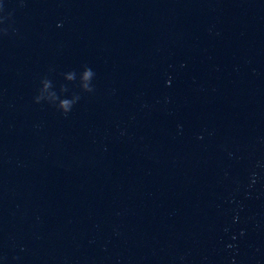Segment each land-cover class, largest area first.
Returning <instances> with one entry per match:
<instances>
[{
    "label": "water",
    "instance_id": "1",
    "mask_svg": "<svg viewBox=\"0 0 264 264\" xmlns=\"http://www.w3.org/2000/svg\"><path fill=\"white\" fill-rule=\"evenodd\" d=\"M3 3L4 264H264V0Z\"/></svg>",
    "mask_w": 264,
    "mask_h": 264
},
{
    "label": "clouds",
    "instance_id": "2",
    "mask_svg": "<svg viewBox=\"0 0 264 264\" xmlns=\"http://www.w3.org/2000/svg\"><path fill=\"white\" fill-rule=\"evenodd\" d=\"M4 11V3L3 0H0V25H3L5 22V17L2 15ZM5 33H6V29H4ZM94 73L93 71L89 68V69H85L84 73L81 76V84H82V88L84 91L86 92H91L93 89L90 87L91 81L94 79ZM73 77L71 75L68 76V79H72ZM168 83H170V81H168ZM50 87V84L48 82H44L43 85V89L41 90L40 94L35 98V102L36 103H40V101L42 99L46 98V94L48 93V89ZM52 99H55V97H51ZM73 101H69V100H61L59 101L58 104V108L61 111V113L65 116H67L73 107ZM202 138V137H200ZM253 176H255V173L252 174ZM236 217L233 218V222L236 221ZM229 247H231V245H229ZM0 264H4V258L0 257Z\"/></svg>",
    "mask_w": 264,
    "mask_h": 264
}]
</instances>
